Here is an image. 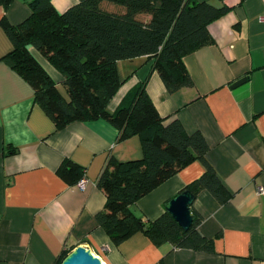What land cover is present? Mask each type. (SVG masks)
Masks as SVG:
<instances>
[{"label":"crops","instance_id":"obj_1","mask_svg":"<svg viewBox=\"0 0 264 264\" xmlns=\"http://www.w3.org/2000/svg\"><path fill=\"white\" fill-rule=\"evenodd\" d=\"M30 1L15 0L8 10L0 3V264H57L81 246L104 264H264V0L224 2L229 12L209 26L213 43L184 58L192 88L171 94L152 71L153 61H122L125 82L109 106L115 112L148 79L147 92L166 123L178 118L188 133L205 137L207 160L231 194L220 205L203 191L192 206L203 218L200 234L216 238L213 252L157 246L142 231L117 245L97 223L107 202L98 186L103 170L111 158H143L142 142L138 136L119 141L105 119L58 130L35 102L33 87L5 61L14 46L1 25L4 17L12 25L28 19ZM78 1L53 4L64 13ZM33 53L61 85L62 75ZM65 159L85 169L84 189L59 176ZM204 172L201 162L191 163L133 204L132 213L154 221Z\"/></svg>","mask_w":264,"mask_h":264},{"label":"trees","instance_id":"obj_2","mask_svg":"<svg viewBox=\"0 0 264 264\" xmlns=\"http://www.w3.org/2000/svg\"><path fill=\"white\" fill-rule=\"evenodd\" d=\"M14 1L0 3L8 10ZM219 1L217 6L202 0H79L59 13L53 0H31V15L23 23L1 20L14 46L5 61L33 87L35 102L58 130L74 122L105 119L118 129L119 141L141 139L143 158L128 162L111 158L98 181L107 202L96 221L117 245L142 231L157 246L215 249L216 238L200 234L203 218L194 211L187 232L167 211L170 201L154 221L145 222L131 211L139 199L196 161L205 172L183 191L196 197L208 191L220 205L227 204L231 194L207 160L205 137L188 133L178 118L166 123L147 92L148 79L138 83L115 112L109 106L125 82L118 70L122 61L143 57L153 61L152 71L171 94L192 88L184 58L213 43L209 26L230 10L226 0ZM33 50L62 75L61 85ZM58 174L75 183L85 177V169L65 159Z\"/></svg>","mask_w":264,"mask_h":264},{"label":"water","instance_id":"obj_3","mask_svg":"<svg viewBox=\"0 0 264 264\" xmlns=\"http://www.w3.org/2000/svg\"><path fill=\"white\" fill-rule=\"evenodd\" d=\"M245 82L246 79H243L237 82L234 87L242 85ZM195 201L196 196L186 190L182 191L166 206L167 211L186 232L191 229L193 224L192 206ZM61 264H103V262L90 249L81 246L72 251Z\"/></svg>","mask_w":264,"mask_h":264},{"label":"built area","instance_id":"obj_4","mask_svg":"<svg viewBox=\"0 0 264 264\" xmlns=\"http://www.w3.org/2000/svg\"><path fill=\"white\" fill-rule=\"evenodd\" d=\"M87 179H86V177H83L80 181H79V183H78V186H79V188H81V189H84L85 188V186L87 185ZM259 193L260 194H264V188L263 187H260L259 188ZM102 261V260H101Z\"/></svg>","mask_w":264,"mask_h":264},{"label":"bare ground","instance_id":"obj_5","mask_svg":"<svg viewBox=\"0 0 264 264\" xmlns=\"http://www.w3.org/2000/svg\"><path fill=\"white\" fill-rule=\"evenodd\" d=\"M104 264V263H103Z\"/></svg>","mask_w":264,"mask_h":264},{"label":"rangeland","instance_id":"obj_6","mask_svg":"<svg viewBox=\"0 0 264 264\" xmlns=\"http://www.w3.org/2000/svg\"><path fill=\"white\" fill-rule=\"evenodd\" d=\"M52 69V68H51Z\"/></svg>","mask_w":264,"mask_h":264}]
</instances>
